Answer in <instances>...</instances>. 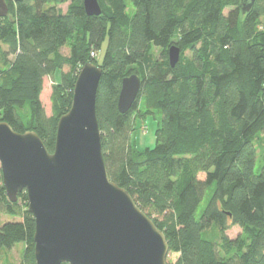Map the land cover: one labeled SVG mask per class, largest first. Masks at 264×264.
<instances>
[{
  "label": "trees",
  "instance_id": "16d2710c",
  "mask_svg": "<svg viewBox=\"0 0 264 264\" xmlns=\"http://www.w3.org/2000/svg\"><path fill=\"white\" fill-rule=\"evenodd\" d=\"M5 1L0 121L35 131L52 152L79 69L99 65L96 115L108 175L163 231L179 254L174 264H264V148L256 172L253 143L264 134V0L244 13L240 0H98L101 13L91 16L82 0ZM66 45L68 56L60 53ZM171 45L180 49L174 67ZM103 46L98 61L91 53ZM65 65L71 69L52 85L47 116L43 78ZM130 74L141 80L139 93L120 113L121 79ZM155 111L162 115L155 144L139 149L133 121ZM26 207L25 192L10 201L0 176V212L8 216L0 249L23 242L20 264H35V222ZM234 225L242 233L229 238Z\"/></svg>",
  "mask_w": 264,
  "mask_h": 264
},
{
  "label": "water",
  "instance_id": "95a60500",
  "mask_svg": "<svg viewBox=\"0 0 264 264\" xmlns=\"http://www.w3.org/2000/svg\"><path fill=\"white\" fill-rule=\"evenodd\" d=\"M88 16L99 15L98 0H82ZM253 0H240L242 12ZM248 9V10H249ZM8 15L0 0V19ZM176 45L168 48L174 67ZM102 69L84 63L73 84L68 110L56 124L53 151L35 131L16 132L0 121V173L8 199L25 192L35 222V264H169L166 237L108 175L96 115V91ZM141 80L121 79L117 110L126 113L136 100Z\"/></svg>",
  "mask_w": 264,
  "mask_h": 264
},
{
  "label": "rangeland",
  "instance_id": "374dc122",
  "mask_svg": "<svg viewBox=\"0 0 264 264\" xmlns=\"http://www.w3.org/2000/svg\"><path fill=\"white\" fill-rule=\"evenodd\" d=\"M67 3L60 5L59 7L65 11L66 10ZM231 5H228L224 9V13H227L229 9H231ZM132 10H129V12H132ZM259 29L264 28V18L261 17L260 24L258 26ZM105 46V45H104ZM104 46L100 51L97 53H92V56L96 57V60L101 61L103 52H104ZM60 53L62 55H69V47L66 45L60 49ZM186 55H189V52H186ZM71 67L65 65L62 67V69H57L53 75H49L43 78V86L42 91L40 93V101L42 103V106L44 108V112L47 116L53 114V106H52V85L59 82L61 79V73L67 72L70 70ZM140 115V114H139ZM136 114V117L139 116ZM162 115L159 111H155L154 114L146 115L145 117H137L133 121L134 130L132 131V138L134 140V143L137 148L142 149L144 147H151L155 144V131L157 127L160 124ZM264 134L261 132L260 134L256 135V137L253 140V143L256 148V159H255V167L254 170L256 172L259 171L262 157H263V148L264 143L262 140V137ZM1 176V173H0ZM199 178L203 179L204 174H199ZM8 216L2 212H0V222L2 220H5ZM160 220V217H159ZM216 229L210 230V237H215L214 234L216 233ZM242 233V229L238 225H234L226 229L225 234L229 238H235L236 236L240 235ZM25 245L23 242H19L15 244L12 248H1L0 249V264H20L22 261V256L24 252ZM178 253L168 251L166 260L169 264H174L177 260Z\"/></svg>",
  "mask_w": 264,
  "mask_h": 264
},
{
  "label": "flooded vegetation",
  "instance_id": "af4514ba",
  "mask_svg": "<svg viewBox=\"0 0 264 264\" xmlns=\"http://www.w3.org/2000/svg\"><path fill=\"white\" fill-rule=\"evenodd\" d=\"M254 2H255V0H253V4H254ZM253 4H252V6H253ZM251 6V7H252ZM240 7V6H239ZM240 9H241V7H240ZM249 8H246V9H244V12H246L247 10H248ZM242 11V10H241ZM244 12H242V13H244Z\"/></svg>",
  "mask_w": 264,
  "mask_h": 264
},
{
  "label": "built area",
  "instance_id": "2783aa9c",
  "mask_svg": "<svg viewBox=\"0 0 264 264\" xmlns=\"http://www.w3.org/2000/svg\"><path fill=\"white\" fill-rule=\"evenodd\" d=\"M93 53V52H92ZM92 53H91V55H92Z\"/></svg>",
  "mask_w": 264,
  "mask_h": 264
}]
</instances>
